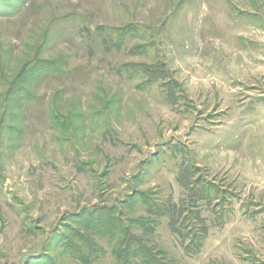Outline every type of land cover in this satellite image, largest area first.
<instances>
[{"label": "rangeland", "instance_id": "obj_1", "mask_svg": "<svg viewBox=\"0 0 264 264\" xmlns=\"http://www.w3.org/2000/svg\"><path fill=\"white\" fill-rule=\"evenodd\" d=\"M264 264V0H0V264Z\"/></svg>", "mask_w": 264, "mask_h": 264}, {"label": "water", "instance_id": "obj_2", "mask_svg": "<svg viewBox=\"0 0 264 264\" xmlns=\"http://www.w3.org/2000/svg\"><path fill=\"white\" fill-rule=\"evenodd\" d=\"M37 254L38 253H35L34 251L31 250L24 252L21 257L20 264H25L29 256H37Z\"/></svg>", "mask_w": 264, "mask_h": 264}]
</instances>
